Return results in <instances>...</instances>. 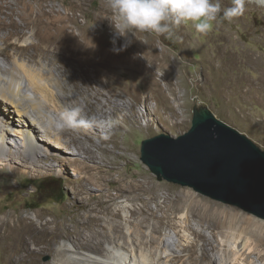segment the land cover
<instances>
[{"label": "rangeland", "instance_id": "obj_1", "mask_svg": "<svg viewBox=\"0 0 264 264\" xmlns=\"http://www.w3.org/2000/svg\"><path fill=\"white\" fill-rule=\"evenodd\" d=\"M220 2L222 8L232 6L228 0ZM243 12L231 22L218 19L206 34L184 23L174 26L171 35L133 32L124 37L115 32L119 19L106 0H0V59L13 71V79H20L28 68L53 86L52 103L42 99L47 110L51 104L61 107L65 99L89 125L106 130L99 137L89 134V141H85L77 128L69 127L65 132L56 129L65 139L76 137L79 151L74 169L60 171L57 160L40 155L29 160L54 164L45 174L0 169V216L41 210L46 216L73 220L92 205L100 210V216L106 214L109 223H121L118 233L122 234L127 224L141 241L152 236L165 239L172 245L166 253L188 259L187 253L174 246L185 231L178 217L187 213L191 230L186 233L195 242L189 254L192 260L203 257V245L207 254H214L209 242L215 244L218 239L214 234L224 231L234 232L240 246L247 245L242 253L249 264H264L263 219L169 182L141 160L144 140L159 135L177 138L186 133L194 107L209 109L264 152V9L244 6ZM65 14L74 15L72 23ZM70 33L102 42L107 56L82 57L67 40ZM162 46L167 53L164 69L156 68L153 63L157 60L151 56L153 49ZM26 103L30 111L35 108ZM125 113L126 124L121 122ZM53 114L61 120V113ZM85 146L90 147L89 152L82 149ZM46 147L52 156L62 157ZM72 150L71 144L63 156L73 157ZM73 185L82 188L84 200L74 199ZM107 194L117 197L108 211L126 204L131 208L127 216L119 213L112 217L101 207L100 201ZM188 198L208 201L223 218L235 213L236 219L221 227L200 224L196 218L199 208L177 202ZM216 257L214 264H220ZM50 259L49 254H40L25 263ZM247 260L242 256L237 263L246 264Z\"/></svg>", "mask_w": 264, "mask_h": 264}, {"label": "bare ground", "instance_id": "obj_2", "mask_svg": "<svg viewBox=\"0 0 264 264\" xmlns=\"http://www.w3.org/2000/svg\"><path fill=\"white\" fill-rule=\"evenodd\" d=\"M228 1L233 4V0ZM244 6L264 9V0H244ZM65 16L68 21L73 22L74 15L65 14ZM67 40L74 47L73 50L84 58L101 57L107 52L102 42L89 35L78 38L70 33L67 35ZM93 50L96 52L94 51V53ZM165 54L167 53L163 46L159 50L153 49L151 56L157 60L153 63L156 68L164 69L166 67L163 61L166 57ZM136 65L141 69V64L136 63ZM10 69L8 64L0 59V169H11L14 172L24 170L25 173L32 172L38 175L53 169L54 164L47 165L38 163V161H30L29 157L32 155L51 157L57 160L60 171L65 172L67 167L74 169L78 162L76 152L79 151L75 144L76 137L69 136L68 139H65L59 135V131L56 129L60 128V131L65 132L69 130V127L77 128L84 134L85 141H89V137H87L89 134L99 137L106 130L94 123L89 125V122L87 123L76 114L77 112H74L73 106L75 105L65 99L61 100L63 103L61 107L60 104H57L58 106L51 104L52 108L47 110L46 106H43L45 102L42 99H46L48 104L52 103L53 86L43 83L44 78L40 80V76L33 75L32 72L30 73L31 70L27 71L28 68L25 72L21 73L20 71L21 78L15 81L13 71ZM141 70L148 73L147 69ZM30 85L35 88L34 92L30 91ZM26 101L35 105V108L30 111ZM53 113H61V120L57 121ZM127 116L125 113L121 117L122 123L126 124ZM109 124L113 125L114 123L110 122ZM116 124L115 122V126ZM101 142L105 143L103 140ZM71 144L75 151L71 152L73 157L63 156V150L66 152L70 149ZM84 145L86 144L84 143ZM46 146H50L56 155L62 157L52 156L47 152ZM82 149L90 151L89 146ZM71 189L74 199L81 201L85 199L82 195V188L73 185ZM119 189L121 190V187ZM116 200V196L107 194L100 201V205L107 213L110 212L112 217L119 213L124 217L127 216L131 208L126 204L119 207V210L108 211ZM177 202L187 208H199L200 212L196 214V218L200 224L207 223L221 227L227 221L233 224L236 219L235 213L223 218L218 209L202 199H179ZM99 211L90 205L81 216L73 220H67L65 217L46 216V211L41 210L33 213L20 211L17 214L0 216V255L3 258V264H26L25 260L33 262L35 257L40 254L51 256L49 261L40 264H214L216 256H218L220 264H238L237 259L242 256L247 260L246 255L242 253L247 245L240 246L241 240L235 237L234 232L224 231H217L214 234L218 239L215 244L212 241L209 242L214 254H207L206 245L202 244L200 250L203 252V257L192 260L189 254L193 251L195 242L186 233L189 232L186 230H191L187 213L178 217L180 219L179 226L185 230L183 231L184 237L174 243L177 250L188 254V259H182L179 256L166 253L165 249L171 248L172 245L165 239L152 236L150 239L146 238L145 241H141L137 233L130 230L127 224L124 227V232L118 233L121 223L117 221L109 223L106 220V214L100 216ZM170 250H175V248ZM247 261L246 264H249L250 260Z\"/></svg>", "mask_w": 264, "mask_h": 264}, {"label": "water", "instance_id": "obj_3", "mask_svg": "<svg viewBox=\"0 0 264 264\" xmlns=\"http://www.w3.org/2000/svg\"><path fill=\"white\" fill-rule=\"evenodd\" d=\"M141 160L161 178L264 220V152L209 109L177 138L146 139Z\"/></svg>", "mask_w": 264, "mask_h": 264}, {"label": "clouds", "instance_id": "obj_4", "mask_svg": "<svg viewBox=\"0 0 264 264\" xmlns=\"http://www.w3.org/2000/svg\"><path fill=\"white\" fill-rule=\"evenodd\" d=\"M116 13L115 32L127 37L133 32L171 35L174 26L190 23L196 32L206 34L218 19L231 22L244 11V0H233L222 8L220 0H106ZM120 51L122 49H114Z\"/></svg>", "mask_w": 264, "mask_h": 264}]
</instances>
